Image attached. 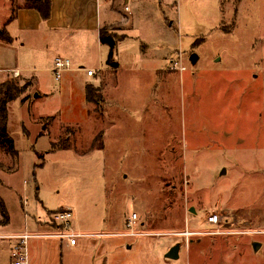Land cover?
Listing matches in <instances>:
<instances>
[{"label": "rangeland", "instance_id": "obj_1", "mask_svg": "<svg viewBox=\"0 0 264 264\" xmlns=\"http://www.w3.org/2000/svg\"><path fill=\"white\" fill-rule=\"evenodd\" d=\"M0 1L6 19L14 0ZM108 1L103 20L111 5L134 18L114 29L117 68L102 44L84 71L56 80L54 47L23 51L32 69L9 78L25 93L10 105L18 157L0 148L1 202L34 232L42 204L67 201L80 232L110 234L107 264H264V0H138L128 11ZM88 83L103 86L101 103L86 101ZM64 139L69 149L50 151ZM214 214L220 227L206 223ZM3 237L0 264H10Z\"/></svg>", "mask_w": 264, "mask_h": 264}, {"label": "crops", "instance_id": "obj_2", "mask_svg": "<svg viewBox=\"0 0 264 264\" xmlns=\"http://www.w3.org/2000/svg\"><path fill=\"white\" fill-rule=\"evenodd\" d=\"M130 1L139 2L138 0H123L125 11L129 10ZM157 1L160 2V0ZM105 2L109 3L108 0H51V17L47 21H44L37 11L29 9L20 10L17 18L11 20V10L7 7L6 19L0 15V25L3 29L6 28L13 38V42L7 44L0 41V85L9 81L11 77H17L15 73L18 74V77L26 78L22 73L31 71L32 68L24 65L21 56L23 51L34 48L37 43L46 49L54 47L52 53L54 58L47 68L49 72H52L53 61L57 56L68 58L72 62L71 69L65 72L63 77L67 78V75L73 76L77 72L84 71L83 61L87 57L96 56L101 52L100 32L102 29H113V32L114 29L120 31L128 28L134 29V18L121 17V15L117 19L114 5L109 6L110 12L108 11L112 16L103 20L102 5ZM161 2L162 5L171 7L169 0H161ZM159 26H163L164 30L167 29V32H171V26ZM125 35L126 38L128 35ZM123 39L120 38L119 41H123ZM172 39L174 41L173 37ZM90 70L93 68H89L87 71ZM88 77L94 78L96 74ZM96 87H100L103 89L102 92L104 91L102 85ZM0 172L5 173L2 169ZM15 172V170L11 171L12 174ZM5 175L7 178L11 174ZM5 208L7 222L0 226V235L5 237L3 239L11 241L10 264H12L11 250L15 242L12 237L25 233L35 236L28 243L29 264H107L105 248L108 243L105 239L110 234L101 231L80 232L78 223L74 226L73 222L76 211L73 207H67V201L57 204L53 211L45 209L42 204L44 212L40 213V211L39 216L35 219L34 232L28 230L26 213H22L23 215L21 214L17 218L13 213L16 210H9L6 206ZM63 209L73 212L70 232L84 235L74 246L67 239L52 237L54 232H60L63 229L51 223V214Z\"/></svg>", "mask_w": 264, "mask_h": 264}, {"label": "trees", "instance_id": "obj_3", "mask_svg": "<svg viewBox=\"0 0 264 264\" xmlns=\"http://www.w3.org/2000/svg\"><path fill=\"white\" fill-rule=\"evenodd\" d=\"M14 0L11 7V20H15L18 16V12L22 9H29L37 11L44 21L49 20L51 17V0ZM0 41L11 44L13 38L7 32L6 28L0 31ZM100 41L103 45H107L110 48V54L108 62L111 66L117 68L118 64L113 62L114 50L117 46L118 35L108 28H104L100 32ZM86 101L89 104H99L103 101L102 89L92 84H88L85 87ZM25 93L24 87L20 85L19 80H9L0 85V148L13 157H18V151L15 148L13 138L9 134V115L10 105L18 101L19 98ZM29 99L23 98L22 104L27 103ZM27 134L28 132L25 131ZM67 139L60 140L58 143H54L51 147V152L58 150H67L70 145L67 143ZM44 166L43 164L40 165ZM0 214L3 218H7V212L5 205L0 200Z\"/></svg>", "mask_w": 264, "mask_h": 264}, {"label": "built area", "instance_id": "obj_4", "mask_svg": "<svg viewBox=\"0 0 264 264\" xmlns=\"http://www.w3.org/2000/svg\"><path fill=\"white\" fill-rule=\"evenodd\" d=\"M175 66L177 69L178 63H175ZM72 67V62L70 59L57 56L53 61V68L52 73L56 80H60L63 77V74L67 71H69ZM181 71L184 70V68H180ZM88 76H94L96 74L95 71L90 70L87 71ZM15 76L18 77V74L15 73ZM51 223H53L56 226L61 227L63 230L59 232V234L54 235L52 237L59 238V239H67L69 243L74 246L78 242V240L84 235L75 234L70 232L71 229V223L73 220V212L71 210H59L51 214ZM137 221V215L133 214L131 219L128 222V226L132 227L134 224H136ZM223 219L217 215H210L208 219L206 220V223L211 227H220L222 225ZM67 231V232H66ZM185 236H190L188 232L184 234ZM131 236H134V233H131ZM35 236L30 234H22L18 236L12 237L15 241L11 250V258H12V264H29V253H28V243L31 238Z\"/></svg>", "mask_w": 264, "mask_h": 264}, {"label": "water", "instance_id": "obj_5", "mask_svg": "<svg viewBox=\"0 0 264 264\" xmlns=\"http://www.w3.org/2000/svg\"><path fill=\"white\" fill-rule=\"evenodd\" d=\"M197 61H198V57H197V55H193V56L191 57V62H192L193 64H196ZM253 246H254V249H255L256 252L259 251L260 248H261V244H260V243H254ZM180 248H181V246H180L179 244H178V245H175L174 247H172V248L168 251V253L166 254L165 257H166L167 259H178V258H179V251H180Z\"/></svg>", "mask_w": 264, "mask_h": 264}]
</instances>
